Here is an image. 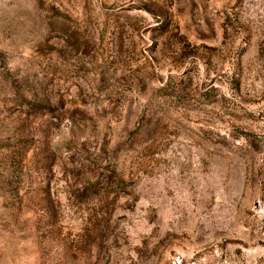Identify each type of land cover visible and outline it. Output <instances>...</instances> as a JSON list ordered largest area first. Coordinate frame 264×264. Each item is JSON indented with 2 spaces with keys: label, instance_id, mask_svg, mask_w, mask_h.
<instances>
[{
  "label": "rangeland",
  "instance_id": "374dc122",
  "mask_svg": "<svg viewBox=\"0 0 264 264\" xmlns=\"http://www.w3.org/2000/svg\"><path fill=\"white\" fill-rule=\"evenodd\" d=\"M0 264H264V0H0Z\"/></svg>",
  "mask_w": 264,
  "mask_h": 264
}]
</instances>
